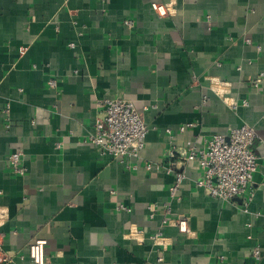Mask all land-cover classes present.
<instances>
[{
    "label": "crops",
    "instance_id": "obj_1",
    "mask_svg": "<svg viewBox=\"0 0 264 264\" xmlns=\"http://www.w3.org/2000/svg\"><path fill=\"white\" fill-rule=\"evenodd\" d=\"M155 2L174 14L157 16ZM112 98L132 101L148 128L140 162L89 142L98 102ZM242 125L257 135L247 213L197 187L196 163L175 200L173 175L144 168ZM175 215L189 234L164 225ZM263 225L264 0H0V264H32L37 238L50 264H264Z\"/></svg>",
    "mask_w": 264,
    "mask_h": 264
},
{
    "label": "built area",
    "instance_id": "obj_2",
    "mask_svg": "<svg viewBox=\"0 0 264 264\" xmlns=\"http://www.w3.org/2000/svg\"><path fill=\"white\" fill-rule=\"evenodd\" d=\"M151 8L159 17H169L174 14L171 3H152ZM124 25L132 28V20L126 19ZM72 47V45H70ZM24 49H21L23 52ZM262 74L251 81V86L258 88ZM217 84L224 86L223 82ZM48 86L56 88L57 82L50 80ZM217 93L219 91L215 89ZM224 96V93H219ZM104 111L103 119H95L93 133L89 136V142L94 145L101 155H108L113 160L123 163L126 159L142 161L141 153L145 146V138L148 128L141 114L132 101L112 98L98 102ZM246 105V102L242 103ZM233 109L237 104L232 103ZM146 109V107H144ZM195 126L193 123L182 125L179 133H184L187 128ZM167 133H170L167 130ZM257 138L256 132L248 125H242L229 129L227 134H218L203 139L202 147H197L194 142H187L182 147L172 146L168 151L169 161L166 165H157L144 161V168L148 171L163 169L166 174H172L174 180L168 188L171 200L179 199V189L186 179V166L196 163L199 169V177L194 180L197 187L202 188L209 197L223 202L241 200V209L248 212V207L253 199L254 191L251 186L253 176L257 170L258 157L252 146ZM20 153H13L8 157V163L15 174L23 176L25 169L18 166ZM135 169L136 167L133 166ZM165 213L170 214L169 204L165 207ZM153 214H151L152 216ZM164 225L173 226L179 233L189 234V219L184 215H175L163 220ZM250 227L251 225L248 224ZM261 232L264 234V225ZM160 239L161 233L151 237ZM45 239H34L27 247L28 258L32 264H50L45 258ZM251 256L255 261L261 258V249L255 246L251 250ZM162 258H158L161 261ZM8 261L6 254L0 252V263Z\"/></svg>",
    "mask_w": 264,
    "mask_h": 264
}]
</instances>
